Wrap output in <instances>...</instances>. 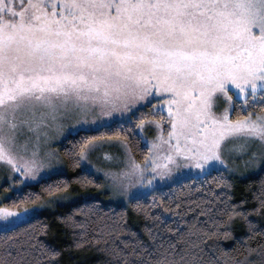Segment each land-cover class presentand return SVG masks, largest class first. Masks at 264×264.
Listing matches in <instances>:
<instances>
[{
    "label": "snow or ice",
    "instance_id": "1",
    "mask_svg": "<svg viewBox=\"0 0 264 264\" xmlns=\"http://www.w3.org/2000/svg\"><path fill=\"white\" fill-rule=\"evenodd\" d=\"M57 138L63 155L48 147ZM106 145L117 151L103 160L120 167L94 163ZM245 157L264 169V0H0V264H56L35 218L94 200L73 185L110 190L151 220L147 240L123 211L93 229L110 264H264V182L247 211L227 193ZM193 205L189 221L181 209ZM85 206L99 201L60 218L79 231L77 248L88 242V220L74 219ZM237 217L244 243L219 249Z\"/></svg>",
    "mask_w": 264,
    "mask_h": 264
},
{
    "label": "trees",
    "instance_id": "2",
    "mask_svg": "<svg viewBox=\"0 0 264 264\" xmlns=\"http://www.w3.org/2000/svg\"><path fill=\"white\" fill-rule=\"evenodd\" d=\"M235 117L236 113H233V118L235 119ZM68 139H72V137H68ZM65 146H67V140L58 146L61 155H63V149ZM141 147L144 151L147 150V147L144 144H142ZM136 155L138 160L142 159V155L140 153H137ZM69 163L70 162H66L65 167L69 173V177H71L75 173L69 166ZM213 175L217 174L213 173ZM226 178L232 183V188L227 190L228 195L231 197V203L238 204L241 201L246 202L243 208L237 209V211H247L257 206L255 197L261 193V183L264 182V169L260 168L256 173L246 177L240 178L228 175ZM205 179L210 180V177ZM191 180H193V177L187 178V180L183 179L176 184V187L179 188L180 184L188 183V181ZM96 182L103 185V181L100 177L97 178ZM172 187L173 185L163 189L162 191H168ZM194 187L195 185L193 184V188ZM213 187H215V185H213ZM39 188L40 185H35L33 191H38ZM98 189L99 188H96L95 186H89L87 189H82L79 185H73L71 191L72 193H81L85 191H95ZM221 190H223V186L217 189V194H219ZM152 195L148 197L150 198ZM156 195L159 199V191H157ZM201 195L203 194L201 193ZM191 199L197 200L198 197L193 195ZM94 201L95 200L89 199L87 201H79L77 204L58 205L52 210L42 212L40 216L35 218L36 220L42 221L44 224L48 225L46 233H42L39 238L46 245H49L61 252L56 264H110L111 257L109 253L104 250V244L93 242V229L99 227L101 222L110 223L114 213H120L123 211L125 213L124 223H126L133 231L138 232L141 239H148L145 229L151 227L152 223L142 210L138 212L132 207L131 203L115 206L102 205L99 203L98 208L85 206L83 211H75L74 213V219L76 221L80 222L87 219L89 223L88 242L84 244V246L77 248L75 245L79 237V231L74 230L71 224H65L60 218L73 214L74 209L80 208L81 205H91ZM1 203L6 202L1 201ZM143 203L147 204L148 199H145ZM192 207L193 210L191 212L188 211L187 206L181 209V211L188 213L187 219L189 221H192L195 216L200 214L199 207L196 205H193ZM154 214L155 213L153 212L152 215ZM204 219L205 217H201V220ZM249 219L259 223L261 218L256 214H252ZM36 231H39V226L36 227ZM224 231H231L232 237L226 239L223 235H220L216 239L217 247L221 250L240 248L241 244L244 243V238L248 235L247 221L243 217L234 218L229 227H221L220 232L223 233ZM25 238L24 233H21L20 239L23 240ZM120 239L127 240L128 235L122 232ZM256 242L258 241H253L252 246H255ZM217 255H219V252H217Z\"/></svg>",
    "mask_w": 264,
    "mask_h": 264
},
{
    "label": "rangeland",
    "instance_id": "3",
    "mask_svg": "<svg viewBox=\"0 0 264 264\" xmlns=\"http://www.w3.org/2000/svg\"><path fill=\"white\" fill-rule=\"evenodd\" d=\"M221 107L223 106V103L221 102ZM146 135L151 138L152 136L155 135V130L153 128H147L146 129ZM60 140L59 138L57 139H54L52 141L49 142L48 144V147L50 149H58V146L60 145ZM105 151H111V152H116L117 150L115 148H109L107 145L103 148V149H100L98 150L97 153H94L93 154V161L94 163H96V165L100 168H117V167H120L121 165H117L115 163H112V164H109V163H106L104 160H103V153ZM243 159H247L246 157L245 158H242V159H238L235 161L236 165H238V169L237 171L234 173V174H231V176H236V177H246V176H249L251 174H254L256 173L260 168L258 166H251L249 168H245V165L244 163L242 162ZM5 176H6V169H4L2 166H0V192H2L4 190V179H5ZM99 177L102 179L103 183H104V177H103V173H100ZM192 176H188L187 178H190ZM183 179H178V182L182 181ZM177 182V183H178ZM172 186V184L170 183H166L165 188L167 187H170ZM162 189V190H163ZM90 194V196H92L94 198L95 201H99V203H101L102 205H109V206H115V205H120V204H127L123 201H121L120 197L113 194L110 190H105L103 187L99 188L98 190H95V191H89L88 192ZM74 194H78V193H74ZM153 193L152 192H147V196H150L152 195ZM93 200V199H92ZM82 201V199L80 200ZM1 203V201H0ZM65 203H57L55 205H52V206H49V207H46L43 212L45 211H48V210H52L54 209L56 206L58 205H63Z\"/></svg>",
    "mask_w": 264,
    "mask_h": 264
},
{
    "label": "crops",
    "instance_id": "4",
    "mask_svg": "<svg viewBox=\"0 0 264 264\" xmlns=\"http://www.w3.org/2000/svg\"><path fill=\"white\" fill-rule=\"evenodd\" d=\"M145 145V144H144ZM146 146V145H145ZM147 147V146H146Z\"/></svg>",
    "mask_w": 264,
    "mask_h": 264
}]
</instances>
